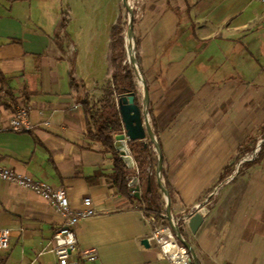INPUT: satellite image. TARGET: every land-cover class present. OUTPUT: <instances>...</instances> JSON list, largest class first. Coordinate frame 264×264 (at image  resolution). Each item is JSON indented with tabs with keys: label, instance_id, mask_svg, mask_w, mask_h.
<instances>
[{
	"label": "crops",
	"instance_id": "1",
	"mask_svg": "<svg viewBox=\"0 0 264 264\" xmlns=\"http://www.w3.org/2000/svg\"><path fill=\"white\" fill-rule=\"evenodd\" d=\"M88 2L0 0V73L15 102L0 106V169L64 188L74 212L84 209L82 199L92 200L96 215L73 228L79 264H168L154 245L143 244L148 227L139 200L118 195L108 178L110 156L86 137L79 99L97 103L110 81L109 32L120 0L97 9ZM138 10L133 36L163 156L162 183L172 189V217L184 219L264 132V5L141 0ZM64 15L70 44L60 52L53 37ZM71 73L81 93L71 88ZM19 104L28 107L29 132L8 130ZM216 196L195 234L183 228L197 264H264V158L223 182ZM62 222L36 193L0 180V228L11 231L0 264H55L50 241ZM92 248L96 260L81 257Z\"/></svg>",
	"mask_w": 264,
	"mask_h": 264
},
{
	"label": "trees",
	"instance_id": "2",
	"mask_svg": "<svg viewBox=\"0 0 264 264\" xmlns=\"http://www.w3.org/2000/svg\"><path fill=\"white\" fill-rule=\"evenodd\" d=\"M134 24V18L132 20V26ZM69 25V19L64 15L62 17L61 23L59 25V30L57 34L53 37V43H55L56 47L63 52L65 45L70 44L69 36L67 33V27ZM109 47L107 53V76L110 77V81L107 82L103 95L100 101L92 104L90 99L80 98V105L83 111V114L86 118V137L87 139L96 142L101 147L103 154H107L110 156L112 162V174L108 176L111 185L117 190L118 195L130 200L134 201L132 195L129 192L128 183L136 176L135 171H130L126 168L125 164L121 160L120 156L114 150V137L122 132V125L120 121V116L117 109V101L119 97L129 95L133 93L136 95L137 89L136 84H134V71L129 68L125 61V49L124 44L125 41L123 39V27H121V18L118 17L110 29L109 32ZM135 41V55L137 65L139 64V59L137 55L138 42ZM72 58L69 61V66L72 70L75 64V50L72 49L71 55ZM7 78H5L0 73V106L5 109H10L14 105V98L8 93L4 92V86L6 85ZM70 86L75 91L76 94L81 93L83 87L78 85L73 74H70ZM5 97L8 100H5ZM149 112V109H147ZM149 124L151 126L152 132L156 137V141L159 146V140H157V134L154 126V121L149 112ZM149 140L147 143L145 142H132L128 145L129 151L131 155L134 157L136 162V170L138 172V180L140 182H146L148 178L153 176L151 173V168L156 165L157 155L156 152L154 154H150L148 149L151 146ZM161 155V153H160ZM264 158V144L260 149V154L257 159L251 163L243 164V167L253 166L258 164ZM240 169V171H241ZM227 171L229 169H226ZM225 170V172H226ZM239 171V172H240ZM230 172V170H229ZM162 176L164 177V169H163V156H162ZM224 176L220 178L219 183L223 184ZM165 183V182H164ZM165 188L168 192V197L170 198V207L174 204V198L172 195V189L169 187L167 183H165ZM212 201V198L209 199L208 204ZM148 208L150 205L147 206ZM154 212H158V210L154 209ZM195 211L189 212L186 217H192ZM183 218L176 219L177 224L182 223ZM181 236L186 242L189 243L187 236L184 233L183 228L179 229Z\"/></svg>",
	"mask_w": 264,
	"mask_h": 264
},
{
	"label": "built area",
	"instance_id": "3",
	"mask_svg": "<svg viewBox=\"0 0 264 264\" xmlns=\"http://www.w3.org/2000/svg\"><path fill=\"white\" fill-rule=\"evenodd\" d=\"M258 1L264 5V0ZM128 64L131 65L129 60ZM134 78L141 91V79L137 78L135 75ZM13 116L14 117L9 123V131L15 133L30 131L28 122V107L26 105L19 104L16 107ZM147 119L149 121V115H147ZM263 144L264 132L258 136L250 153L244 155L236 162L232 174L223 181L224 184L230 183L234 180V177L236 176L235 174L239 171L243 164L251 163L257 159ZM136 176L138 177V172ZM0 180L3 182H11L18 187L20 186L21 188L36 193L54 210L57 215L62 218V224L56 229L51 238L50 252L53 256V259L55 260V264H79V261L73 258L78 248L77 239L73 228L81 219L90 218L91 216L96 215L92 200L89 198L82 199V206L84 209L74 212L70 209V202L67 199L64 188L54 189L43 182L31 179L28 176L15 174L8 169H0ZM221 186L222 184L215 187L207 195L208 197L203 202L196 203L192 206V210L195 211L194 214L198 213L201 215L202 219L206 218L210 212L208 208L209 199L216 197ZM146 196L147 195H144L140 191L137 198L139 200L137 206L138 211L141 213L146 227H148V234L145 240L148 241L149 246H155L157 249V254L162 261H166L168 264H190V255H188L186 249L174 236L173 229L175 228L178 230L181 227L188 228L187 224L191 217H185L180 225L177 224L176 220L168 223L162 218L164 212L157 213L154 212L153 207H147L148 204L146 202ZM10 237L11 231L8 228H0V253H5L8 250ZM81 257L85 258L87 261L93 262L97 259V251L96 249L92 248L91 250L82 252Z\"/></svg>",
	"mask_w": 264,
	"mask_h": 264
},
{
	"label": "water",
	"instance_id": "4",
	"mask_svg": "<svg viewBox=\"0 0 264 264\" xmlns=\"http://www.w3.org/2000/svg\"><path fill=\"white\" fill-rule=\"evenodd\" d=\"M127 0H122V5L129 14L128 19V32L126 35V55L129 62L131 63L132 69L134 70V75L137 78H140L141 83V104L136 103L137 98L133 93L122 96L118 98L117 109L120 116L121 125L123 127L122 132L114 137V150L120 156L121 160L125 164L126 168L130 171H133L134 160L130 156V151L128 145L132 142H145L149 140L153 143L155 152L157 155L156 165H155V177L148 178V180L139 186L138 177L133 176L129 181L128 188L129 192L133 198H138V193L141 191L143 194L146 193V202L148 205L153 207L155 210H158L161 207V200L159 198V193H162L163 198L165 199L164 214L162 216L168 223L175 221L170 212V198L168 197L167 189L162 183V155H160L159 146L156 141L155 135L152 132L151 126L149 125L147 119V88L143 82L141 72L138 69L136 57L134 55V41H133V12L126 5ZM160 213V212H159ZM202 217L200 214H194L187 224L190 233L193 235L197 232L199 227L202 224ZM174 236L183 247L186 249L188 255H190V264H197L196 254L192 250L190 244L186 242L181 236L179 229H173ZM145 246H149L148 241L144 240L143 243Z\"/></svg>",
	"mask_w": 264,
	"mask_h": 264
},
{
	"label": "rangeland",
	"instance_id": "5",
	"mask_svg": "<svg viewBox=\"0 0 264 264\" xmlns=\"http://www.w3.org/2000/svg\"><path fill=\"white\" fill-rule=\"evenodd\" d=\"M108 1H110V0H99V1H97V0H89V2H88L89 8L92 9L93 7H96L95 9H97L100 6H102L103 4H105V7L107 8L108 5H109V2ZM140 4H141V0H127L126 1L127 7H129L131 9V12H133V18H134V20H135L136 15L140 13L139 10H138V8L140 9ZM73 7H75V6L73 5ZM73 10H74V8H73ZM77 10H80V9H77ZM117 12L119 13L118 17L121 18V27H123V39L125 41L126 35H127V32H128V19H129V14L126 11V9L123 7L122 0H120V5L118 6ZM133 41H134V36H133ZM125 44H126V41H125ZM125 44H124V49H125V55H126ZM134 44H135V41H134ZM82 45H84V42H82ZM69 52H71V51H69ZM82 53H84V52H82ZM134 55H135V47H134ZM135 57H136V55H135ZM125 62H126V65L129 68H132V67H130L131 65L128 64V57H127V55H126V61ZM104 87H105V85L103 84L102 88H104ZM137 91L138 92H136V96L140 99V103H141L142 98H141V91H140V88L139 87H138ZM98 101H99V99H98ZM240 169H239V171H240ZM231 171L233 172V169ZM239 171L235 174L236 176H238L240 174ZM154 172H155V168H152V173L154 174ZM232 172L230 173V175L232 174Z\"/></svg>",
	"mask_w": 264,
	"mask_h": 264
}]
</instances>
